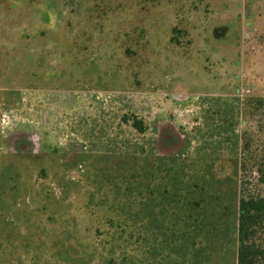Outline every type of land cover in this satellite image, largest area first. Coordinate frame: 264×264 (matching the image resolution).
<instances>
[{"label": "rangeland", "instance_id": "1", "mask_svg": "<svg viewBox=\"0 0 264 264\" xmlns=\"http://www.w3.org/2000/svg\"><path fill=\"white\" fill-rule=\"evenodd\" d=\"M262 159L264 0H0V264H236Z\"/></svg>", "mask_w": 264, "mask_h": 264}, {"label": "trees", "instance_id": "2", "mask_svg": "<svg viewBox=\"0 0 264 264\" xmlns=\"http://www.w3.org/2000/svg\"><path fill=\"white\" fill-rule=\"evenodd\" d=\"M208 100H217L222 101V99H207ZM263 101V100H262ZM228 110L232 112L228 118H224L223 122H221V127H218L217 130H214L213 133L209 135V140L204 139L203 144L198 146V156L195 158L196 161H206L208 159H215L217 155V151L220 147H224L228 144L230 150V154L232 159L237 160V164H239L240 172L242 171L243 164L245 165V157L244 153L242 152V147L246 146L247 150L249 149L250 145L246 142L245 137L244 139L239 140L238 135L234 134V114L237 110L234 103L227 102ZM220 112V110L218 111ZM125 121L129 120L126 117L124 118ZM132 128L137 131L139 134H144L148 127L145 126L144 121L139 119L136 115L132 116ZM226 124L222 126V124ZM199 130V129H198ZM219 130V131H218ZM217 131V132H216ZM217 135V136H216ZM230 135V136H229ZM243 136V135H242ZM214 137H219L217 141ZM241 139V138H240ZM192 140H190L188 134L184 135V145L182 149L178 152V156H185L186 149L189 148L191 145ZM243 145V146H241ZM132 149L124 154L126 156L133 157V160L138 158H146L147 161L155 160L154 150L152 148L147 149L144 144H140L139 142H135L131 145ZM241 147V150L239 149ZM245 148V147H244ZM211 149L212 152L210 154L201 153L202 151L205 152L206 150ZM240 150L239 154H235ZM249 151V150H248ZM254 155V154H253ZM251 155L249 160H255L256 156ZM211 156V157H209ZM239 161V163H238ZM151 166H156L151 165ZM258 174V183L264 188V159L258 163L256 168ZM149 177L152 178V181H156L157 176L154 174H149ZM150 185V184H149ZM127 192H131L130 189ZM151 189L149 190V193ZM142 195V192L139 193ZM152 196H154L152 194ZM158 197H156L157 199ZM132 197L128 198L130 201ZM145 199L142 198L143 202ZM158 200V199H157ZM237 228H236V240H237V257H236V264H264V238L261 237L264 231V196H239L238 203H237Z\"/></svg>", "mask_w": 264, "mask_h": 264}]
</instances>
